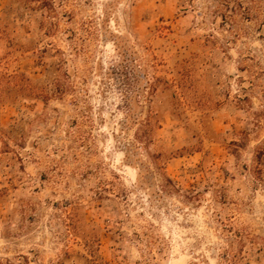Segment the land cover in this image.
<instances>
[{
	"label": "rangeland",
	"instance_id": "rangeland-1",
	"mask_svg": "<svg viewBox=\"0 0 264 264\" xmlns=\"http://www.w3.org/2000/svg\"><path fill=\"white\" fill-rule=\"evenodd\" d=\"M0 264H264V0H0Z\"/></svg>",
	"mask_w": 264,
	"mask_h": 264
}]
</instances>
